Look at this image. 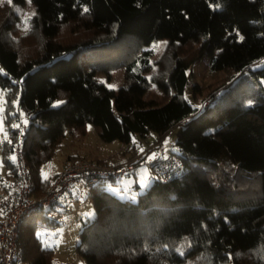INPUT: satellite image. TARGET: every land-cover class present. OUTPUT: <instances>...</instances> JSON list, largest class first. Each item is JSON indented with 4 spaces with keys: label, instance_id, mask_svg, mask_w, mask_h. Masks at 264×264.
<instances>
[{
    "label": "trees",
    "instance_id": "16d2710c",
    "mask_svg": "<svg viewBox=\"0 0 264 264\" xmlns=\"http://www.w3.org/2000/svg\"><path fill=\"white\" fill-rule=\"evenodd\" d=\"M31 1L43 52L22 61L12 43L0 37V86L10 99H19L29 118L24 130L9 127L11 141L4 152L20 144L33 198H42L58 175L43 179L41 167L68 131L84 134L88 124L94 125L103 140L127 147L132 156L121 164L135 168L181 126L174 143L180 177L164 181L151 167L158 179L137 202L120 199L106 184L90 187L96 217L84 225L77 245L86 263L264 264V95L255 91L257 84L264 89V66L255 67L264 58V0ZM77 21L91 36L76 45L60 42L62 26ZM126 39L136 49L157 40H166L170 48L198 44L212 72L234 76L213 95L212 106H196L187 98L191 63L178 55L167 80L156 81L167 97L159 102L149 95L152 79L143 71L150 51H143L141 60L125 65L126 84L108 88L94 70L101 59L89 69L86 64L101 47L108 50ZM85 56L90 61L83 63ZM243 83L251 86L247 96L233 92ZM56 100L63 103L54 106ZM134 137L146 141L141 150ZM5 162L2 193L18 180L16 162L7 157ZM256 179L261 190L253 197ZM55 206L35 210L31 214L41 219L21 225L15 264H54V251L43 248L37 231Z\"/></svg>",
    "mask_w": 264,
    "mask_h": 264
},
{
    "label": "rangeland",
    "instance_id": "374dc122",
    "mask_svg": "<svg viewBox=\"0 0 264 264\" xmlns=\"http://www.w3.org/2000/svg\"><path fill=\"white\" fill-rule=\"evenodd\" d=\"M36 11L31 0L30 2L24 0L21 4L0 0V37H5L12 43L18 50L22 61L38 58L44 49L45 40L32 23ZM89 36L91 34L85 29L84 24L77 21L63 25L58 39L65 45H76ZM136 46L133 40L126 39L119 40L115 46L108 50L101 47V51H96L89 56H93L94 58L91 60L94 61L91 64H86V68L93 67V64L101 59L102 62L97 64L94 69L98 71L99 80L105 82L108 88L119 89L127 82L125 65L131 60H141V56L144 55L143 51H150V55L147 56L149 67L143 71L149 80L152 79L149 95L159 102H164L167 97L159 91L156 81L160 83L167 80L175 57L179 55L191 63V83L188 86L187 98L196 106H201L202 103L204 106H212V99L216 92L229 84L234 76L230 71L212 72L209 60L205 54L199 52L198 44L170 48L166 40H157L145 48L136 49ZM86 60L90 61L88 56L83 58V63H86ZM263 66L264 58L255 64L256 68ZM0 70L4 73L1 67ZM249 87L251 86L243 83L233 92L240 96H247ZM257 87L256 93L259 91L264 95V89L259 84ZM192 94L196 99L191 97ZM62 103V100H56L53 105L59 106ZM28 125L29 118L26 112L19 107V99H10L0 86V176L4 179L8 174L5 157L16 162L13 152H4L5 143L11 141L9 127L24 130ZM180 130L181 126L174 127L164 139L163 147L159 151L164 156L170 155L171 147ZM82 133L73 134L70 131L66 133V136L56 147L52 159L42 165L41 176L43 179H49L56 173L65 170L70 164L76 163L86 165L91 169H120L126 166L121 163L132 156V153L127 151V147L119 140H103L98 129L92 124H88L85 133ZM154 138L151 136L148 141L151 142ZM133 142L136 147H139V150L146 145V141L140 137H134ZM13 157L15 159H12ZM118 162H120L118 165L110 164ZM131 165L132 163L128 164V166ZM156 179L158 176L149 165L139 164L114 183L106 184V189L122 200L137 202L139 194L145 192ZM252 186L251 195L254 197L261 190L260 181L253 180ZM89 193L90 188L83 184L71 186L64 196V201L55 206L53 212L48 213L49 218L46 219V225L37 231L43 248L54 251L52 258L54 264H87L78 253L77 245L80 240L79 234L84 225L96 217L93 201L88 198ZM2 194L0 180V195ZM34 219L40 220V214H31L23 223V227ZM187 264L203 263L196 259Z\"/></svg>",
    "mask_w": 264,
    "mask_h": 264
},
{
    "label": "built area",
    "instance_id": "2783aa9c",
    "mask_svg": "<svg viewBox=\"0 0 264 264\" xmlns=\"http://www.w3.org/2000/svg\"><path fill=\"white\" fill-rule=\"evenodd\" d=\"M13 153L16 157L18 180L17 182H10L9 190L0 195L2 199L0 264H15L19 260L20 227L32 212L40 208H51L61 204L69 188L75 184H83L90 188L98 184L113 183L134 169L132 165L110 170L91 169L80 163L70 164L65 170L58 173L47 195L41 199H35L32 197V180L20 144L14 147ZM178 153V146L173 145L169 156H164L161 152H153L141 164L154 168L158 176L164 181L177 178L183 173Z\"/></svg>",
    "mask_w": 264,
    "mask_h": 264
},
{
    "label": "snow or ice",
    "instance_id": "6c2138e0",
    "mask_svg": "<svg viewBox=\"0 0 264 264\" xmlns=\"http://www.w3.org/2000/svg\"><path fill=\"white\" fill-rule=\"evenodd\" d=\"M9 2H11V0H9ZM29 2H30V0H29ZM241 39H243V37H241ZM249 103H251V102H249ZM12 159H15V158L13 157ZM45 178H47V177L45 176Z\"/></svg>",
    "mask_w": 264,
    "mask_h": 264
},
{
    "label": "crops",
    "instance_id": "0c3cea01",
    "mask_svg": "<svg viewBox=\"0 0 264 264\" xmlns=\"http://www.w3.org/2000/svg\"><path fill=\"white\" fill-rule=\"evenodd\" d=\"M60 172H61V171H60ZM3 194H4V193H3ZM3 194H2V195H3Z\"/></svg>",
    "mask_w": 264,
    "mask_h": 264
}]
</instances>
